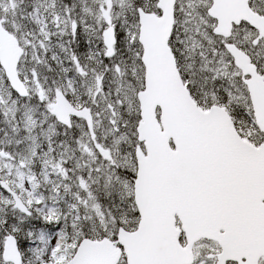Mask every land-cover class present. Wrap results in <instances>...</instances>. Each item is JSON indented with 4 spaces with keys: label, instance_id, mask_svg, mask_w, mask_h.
<instances>
[{
    "label": "snow or ice",
    "instance_id": "6c2138e0",
    "mask_svg": "<svg viewBox=\"0 0 264 264\" xmlns=\"http://www.w3.org/2000/svg\"><path fill=\"white\" fill-rule=\"evenodd\" d=\"M0 264H264V0H0Z\"/></svg>",
    "mask_w": 264,
    "mask_h": 264
}]
</instances>
